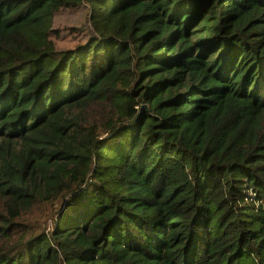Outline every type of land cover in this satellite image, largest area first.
Instances as JSON below:
<instances>
[{
	"label": "trees",
	"instance_id": "16d2710c",
	"mask_svg": "<svg viewBox=\"0 0 264 264\" xmlns=\"http://www.w3.org/2000/svg\"><path fill=\"white\" fill-rule=\"evenodd\" d=\"M0 264H264V0H0Z\"/></svg>",
	"mask_w": 264,
	"mask_h": 264
},
{
	"label": "rangeland",
	"instance_id": "374dc122",
	"mask_svg": "<svg viewBox=\"0 0 264 264\" xmlns=\"http://www.w3.org/2000/svg\"><path fill=\"white\" fill-rule=\"evenodd\" d=\"M54 27L60 29V35L56 38L57 46L60 49L74 47L82 40V37L87 35L89 30L87 13L80 8L62 11L57 15ZM57 207H59V203L42 208L44 213L47 212L46 215L42 212H38L37 214L33 212V214L28 215L26 219L30 221L32 229L36 232L43 229H51L53 225L52 217Z\"/></svg>",
	"mask_w": 264,
	"mask_h": 264
}]
</instances>
